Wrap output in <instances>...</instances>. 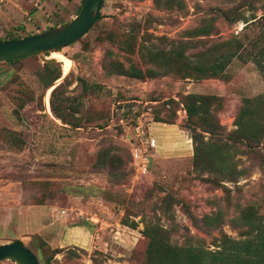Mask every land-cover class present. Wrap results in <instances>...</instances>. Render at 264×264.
<instances>
[{
	"label": "rangeland",
	"instance_id": "374dc122",
	"mask_svg": "<svg viewBox=\"0 0 264 264\" xmlns=\"http://www.w3.org/2000/svg\"><path fill=\"white\" fill-rule=\"evenodd\" d=\"M81 3L4 0L0 39L70 20ZM220 10L259 17L264 0H104L98 21L76 42L54 55L0 62V187L8 185L0 200L10 201L0 207V227L30 236L25 242L40 264H149L146 228H161L172 244L215 250L223 235L243 238L236 221L242 209L252 207L264 219V145L250 149L229 137L243 99L264 94V75L249 49L231 60L222 78H187L169 69L139 80L115 71L117 64L155 68L148 53L139 52L142 45H186L191 59L204 60L196 53L244 31L246 23ZM211 17L215 34L188 33ZM57 68L60 79L48 90ZM60 83L54 101L67 111L78 108L70 118L80 126L51 111L50 93ZM187 93L218 96L210 103L221 127L215 139L227 144L222 153L228 156L209 172L193 165L192 130L177 103ZM136 126L156 140L148 171L138 176L130 151L139 143ZM157 126L166 135L154 133ZM33 204L43 208L37 223L29 216ZM46 206L61 211L63 221L54 222ZM40 226L50 227V244L36 236ZM16 238L0 232V243ZM60 241L64 245L52 247Z\"/></svg>",
	"mask_w": 264,
	"mask_h": 264
},
{
	"label": "trees",
	"instance_id": "16d2710c",
	"mask_svg": "<svg viewBox=\"0 0 264 264\" xmlns=\"http://www.w3.org/2000/svg\"><path fill=\"white\" fill-rule=\"evenodd\" d=\"M226 11L221 12L220 10V14L226 19L230 21L242 20L246 23L243 34L218 40L208 46L207 50L196 53L198 57H203L204 60L194 61L191 59L187 53L186 45L159 50H153L146 45H142L139 47V52L148 53V61L155 68L142 69L133 64L126 68L123 64H117L115 71L121 75L139 80L145 77H157L162 73H170L169 69L182 71L187 78L189 76H193L194 79L222 78L231 60L237 58L243 49H249L252 53L251 61L264 75V14L257 17L256 14L252 13L250 17H246L240 12H230L231 15H229ZM188 33L194 34V36L215 34L214 18L205 19L201 25L189 30ZM19 37L21 36L4 37L0 41ZM55 53L57 51L50 54L54 55ZM19 60H7L5 62H17ZM60 75V70L57 68L48 81V90L51 87L50 84L58 80ZM61 85L62 83L58 84L50 93L51 111L62 123L73 127L80 126L77 119L70 118L74 111H78V108L75 107L73 110L67 111L65 103L54 101V96ZM217 99L218 96L201 93L184 94L180 102L169 99L179 103L180 107L182 106L186 112V121L188 127L192 130L193 165L207 172L211 171L218 160L223 161L228 156L227 152L222 153L224 145L227 144L225 142L220 143L215 139L221 137L219 133L221 127L214 117L210 103L212 104ZM167 101L165 102L166 106L169 104ZM234 124L236 128L229 134L230 140L244 142L250 149L264 145V94L244 98ZM205 134H209L208 140L204 139ZM204 218L206 220L212 219L208 215ZM236 221L237 226L242 228L240 235L243 238L234 239L223 235L222 241L219 245H216L217 249L215 250L195 243L172 244L161 228H146L143 231L144 236L147 238L145 255L150 260L149 264H264L263 216L258 215L252 207H246L241 210V214L236 217ZM53 251L57 252V250Z\"/></svg>",
	"mask_w": 264,
	"mask_h": 264
},
{
	"label": "water",
	"instance_id": "95a60500",
	"mask_svg": "<svg viewBox=\"0 0 264 264\" xmlns=\"http://www.w3.org/2000/svg\"><path fill=\"white\" fill-rule=\"evenodd\" d=\"M103 1L82 0L69 21L33 35L0 41V62L51 53L76 42L100 18ZM6 259L16 264H40L38 257L18 239L0 243V261Z\"/></svg>",
	"mask_w": 264,
	"mask_h": 264
},
{
	"label": "crops",
	"instance_id": "0c3cea01",
	"mask_svg": "<svg viewBox=\"0 0 264 264\" xmlns=\"http://www.w3.org/2000/svg\"><path fill=\"white\" fill-rule=\"evenodd\" d=\"M152 123H158V122H152ZM160 124H162V123H160ZM164 130L165 129H164L163 126H157V127H155V130H153V131H155L154 133H159V135L162 134L164 136V135H166ZM157 151H158V149H157ZM6 185L7 184H2V186L0 187V191L1 190L4 191ZM7 187H8V185H7ZM7 205H10V201H7V200L5 201L4 199L3 200H0V207L5 208V206H7ZM40 206H42V205H40V204H33V205L30 206L29 216L31 217V221L32 222L34 221V223H37L36 222L37 221V217L39 216L40 211H42V209H43ZM19 210H21V212H22V211H24V208L23 209L21 208ZM45 210L47 211V214L49 215V217L54 220V222L55 221L56 222L63 221V217H62L61 211L55 209L54 206H46V209ZM2 213L3 212L0 211V223L3 222V221H1V214ZM25 225H27L28 228H32L33 227V223H29V224L25 223ZM56 227H57V225H56ZM0 232L14 234V236L17 237L16 239H19V240L23 241L26 246H27V243L25 242V239H28V240L31 239L30 236H28V235L25 236L26 234H22V233L16 232L13 229L12 230H8V229H5L4 227L3 228L0 227ZM35 232H37V235L36 236H38L41 239H44L47 243H49L48 242V239L50 237V235H49V233H50V227H48V226H46V227L45 226H40V228H36ZM51 232H52V230H51ZM60 234H61L60 239H63L64 240V238H66V237H64L66 235V231L63 229V230H61V233ZM67 234H68V231H67ZM51 238L53 239V237H51ZM62 245H64V242H61L60 241V242L56 243L55 246L52 245V247H57V246L61 247Z\"/></svg>",
	"mask_w": 264,
	"mask_h": 264
},
{
	"label": "built area",
	"instance_id": "2783aa9c",
	"mask_svg": "<svg viewBox=\"0 0 264 264\" xmlns=\"http://www.w3.org/2000/svg\"><path fill=\"white\" fill-rule=\"evenodd\" d=\"M4 0H0V5ZM185 113V110L183 109ZM136 136L139 143H136L131 148V163L136 176L146 174L152 158L151 149L156 147V140L154 137H149L143 129L136 126Z\"/></svg>",
	"mask_w": 264,
	"mask_h": 264
},
{
	"label": "bare ground",
	"instance_id": "6f19581e",
	"mask_svg": "<svg viewBox=\"0 0 264 264\" xmlns=\"http://www.w3.org/2000/svg\"><path fill=\"white\" fill-rule=\"evenodd\" d=\"M52 53V52H51Z\"/></svg>",
	"mask_w": 264,
	"mask_h": 264
}]
</instances>
